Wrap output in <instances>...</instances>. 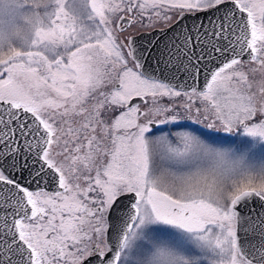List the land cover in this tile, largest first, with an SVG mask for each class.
<instances>
[{
    "label": "snow or ice",
    "instance_id": "snow-or-ice-1",
    "mask_svg": "<svg viewBox=\"0 0 264 264\" xmlns=\"http://www.w3.org/2000/svg\"><path fill=\"white\" fill-rule=\"evenodd\" d=\"M0 264H264V0H0Z\"/></svg>",
    "mask_w": 264,
    "mask_h": 264
},
{
    "label": "flooded vegetation",
    "instance_id": "flooded-vegetation-1",
    "mask_svg": "<svg viewBox=\"0 0 264 264\" xmlns=\"http://www.w3.org/2000/svg\"><path fill=\"white\" fill-rule=\"evenodd\" d=\"M161 26H162V22H161V24L157 25V29H159Z\"/></svg>",
    "mask_w": 264,
    "mask_h": 264
},
{
    "label": "water",
    "instance_id": "water-1",
    "mask_svg": "<svg viewBox=\"0 0 264 264\" xmlns=\"http://www.w3.org/2000/svg\"><path fill=\"white\" fill-rule=\"evenodd\" d=\"M157 30H159V29H157Z\"/></svg>",
    "mask_w": 264,
    "mask_h": 264
}]
</instances>
